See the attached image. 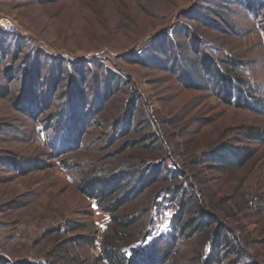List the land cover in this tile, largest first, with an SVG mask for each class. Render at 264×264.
I'll use <instances>...</instances> for the list:
<instances>
[{"label":"rangeland","instance_id":"rangeland-1","mask_svg":"<svg viewBox=\"0 0 264 264\" xmlns=\"http://www.w3.org/2000/svg\"><path fill=\"white\" fill-rule=\"evenodd\" d=\"M0 13L18 27L0 32V264H105L121 215L141 219L122 235L132 249L184 226L167 264H201L216 234L223 264H264V111L235 103L240 90L264 109V0H0ZM204 61L226 71L229 101ZM223 149L234 164L250 153L225 166ZM111 175L109 200L82 192Z\"/></svg>","mask_w":264,"mask_h":264},{"label":"trees","instance_id":"trees-1","mask_svg":"<svg viewBox=\"0 0 264 264\" xmlns=\"http://www.w3.org/2000/svg\"><path fill=\"white\" fill-rule=\"evenodd\" d=\"M169 51H177V47H169ZM180 58V52H177ZM175 59V58H174ZM176 60V59H175ZM187 62V61H186ZM171 66L173 71H178L174 66ZM227 64L232 65L236 64L234 60L230 59L227 61ZM188 65V64H187ZM192 68H196V63H190ZM204 67L206 70V74L211 78L212 81L218 85L219 93L225 94V100L229 101V96L231 94V89L233 88L231 79L227 76L226 71H220L217 66H209L207 61H204ZM182 78L189 82H194L197 77L201 78L199 73H195L194 76L188 74L185 70H182L181 74ZM241 81L239 79H234L235 82ZM233 81V80H232ZM235 84V83H234ZM237 86V83L235 84ZM244 94L242 91L237 90V100L235 101L236 106L239 108H247L249 110H254L258 112H263L264 109L262 107H257L256 104L253 103L251 96H247L248 98H244ZM250 150L242 151V153H236L233 156L237 157L238 161L235 164L232 162L231 157H229L228 150H222V155L220 158V162H223L225 166L227 165H240L242 163V158L240 156L243 155L245 158L249 156ZM123 182L122 177L118 175H111L107 177L94 176L88 178L83 182L81 186V190L84 194L87 195L90 199H99L109 200L112 196L116 195L122 189L121 184ZM124 201L120 200L118 203ZM110 212H113L112 209H108ZM141 220L140 217L131 216L127 218L126 216H116L112 217V226H110L109 234L104 237L103 245L101 247V258L105 262V264H167L170 260L171 256L175 252V248L177 246V242L179 240L178 233L181 231H171L169 234H166L165 237H161L159 239L153 240L151 243L143 245L141 247H129V244L122 243L123 239H127L128 231L132 227L136 226V222ZM213 239V238H212ZM122 240V241H121ZM222 239H219L218 235L214 236V239L211 241V250L207 253L206 257L203 259L201 264H223V259L219 258V254L217 253V248L222 246ZM127 242V241H126ZM232 245L238 247L236 243H232V241H227L225 245H223V249L227 246ZM24 264V263H21ZM34 264V263H32ZM38 264V263H36ZM230 264H234L231 262Z\"/></svg>","mask_w":264,"mask_h":264},{"label":"built area","instance_id":"built-area-1","mask_svg":"<svg viewBox=\"0 0 264 264\" xmlns=\"http://www.w3.org/2000/svg\"><path fill=\"white\" fill-rule=\"evenodd\" d=\"M17 30L16 21L12 17L0 13V32L14 34Z\"/></svg>","mask_w":264,"mask_h":264}]
</instances>
